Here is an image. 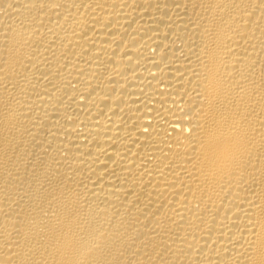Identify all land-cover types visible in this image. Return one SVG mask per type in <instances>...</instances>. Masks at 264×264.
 <instances>
[{"label": "bare ground", "instance_id": "6f19581e", "mask_svg": "<svg viewBox=\"0 0 264 264\" xmlns=\"http://www.w3.org/2000/svg\"><path fill=\"white\" fill-rule=\"evenodd\" d=\"M0 264H264V0H0Z\"/></svg>", "mask_w": 264, "mask_h": 264}]
</instances>
